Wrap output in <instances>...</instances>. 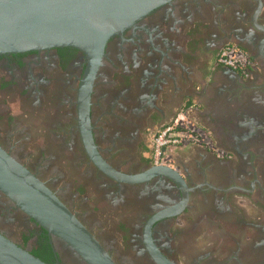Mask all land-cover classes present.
Listing matches in <instances>:
<instances>
[{"label": "flooded vegetation", "instance_id": "1", "mask_svg": "<svg viewBox=\"0 0 264 264\" xmlns=\"http://www.w3.org/2000/svg\"><path fill=\"white\" fill-rule=\"evenodd\" d=\"M226 47L244 74L219 62ZM88 64L67 46L0 54V146L115 264H264V133H227L204 154L164 149L158 161L152 146L179 113L189 120L168 108L171 85L188 87L214 67L232 95L243 76L264 74V0H172L109 39L88 123L96 153L126 177L100 170L82 141ZM0 234L47 264H87L1 191Z\"/></svg>", "mask_w": 264, "mask_h": 264}, {"label": "water", "instance_id": "2", "mask_svg": "<svg viewBox=\"0 0 264 264\" xmlns=\"http://www.w3.org/2000/svg\"><path fill=\"white\" fill-rule=\"evenodd\" d=\"M171 1L0 0V54L67 46L87 55L89 64L78 94L82 141L97 167L109 176L126 177L96 153L88 123L91 90L105 48L111 37ZM0 191L43 228L68 242L87 264H115L69 208L1 146ZM0 264L47 263L0 234Z\"/></svg>", "mask_w": 264, "mask_h": 264}, {"label": "crops", "instance_id": "3", "mask_svg": "<svg viewBox=\"0 0 264 264\" xmlns=\"http://www.w3.org/2000/svg\"><path fill=\"white\" fill-rule=\"evenodd\" d=\"M214 69L207 67L197 72L194 84L188 87L170 86L168 108L176 112L185 110L189 122L209 138L205 145L185 144L182 146L185 152L204 154L206 150H214L218 147L217 139L227 133L233 135L234 132L252 130L264 133V74L259 68L253 71L250 83L247 79L243 81L246 75H242L239 89L245 88L242 89L244 95L239 89L231 95V88L228 91L224 89V82L227 83L224 74L213 73Z\"/></svg>", "mask_w": 264, "mask_h": 264}, {"label": "built area", "instance_id": "4", "mask_svg": "<svg viewBox=\"0 0 264 264\" xmlns=\"http://www.w3.org/2000/svg\"><path fill=\"white\" fill-rule=\"evenodd\" d=\"M219 62L240 73H245V62L239 55L233 54V48L226 47L219 56ZM207 143V135L203 130L185 120L184 113L178 114L174 122L162 128L153 139V154L158 161L164 149H172L176 146H184L185 144L204 145Z\"/></svg>", "mask_w": 264, "mask_h": 264}, {"label": "rangeland", "instance_id": "5", "mask_svg": "<svg viewBox=\"0 0 264 264\" xmlns=\"http://www.w3.org/2000/svg\"><path fill=\"white\" fill-rule=\"evenodd\" d=\"M205 145V144H204Z\"/></svg>", "mask_w": 264, "mask_h": 264}]
</instances>
